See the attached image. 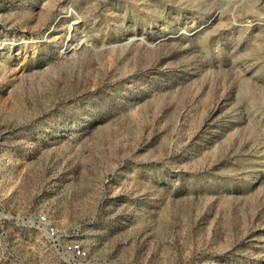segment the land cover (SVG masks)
Instances as JSON below:
<instances>
[{"label": "rangeland", "instance_id": "obj_1", "mask_svg": "<svg viewBox=\"0 0 264 264\" xmlns=\"http://www.w3.org/2000/svg\"><path fill=\"white\" fill-rule=\"evenodd\" d=\"M69 240L264 264V0H0V264Z\"/></svg>", "mask_w": 264, "mask_h": 264}, {"label": "built area", "instance_id": "obj_2", "mask_svg": "<svg viewBox=\"0 0 264 264\" xmlns=\"http://www.w3.org/2000/svg\"><path fill=\"white\" fill-rule=\"evenodd\" d=\"M37 222L39 225H45L47 220L45 216H39L37 218ZM45 233L48 238L55 240V241H57L58 238L60 237L58 231L51 225L45 226ZM62 251L70 263H73V264H86L87 263L88 252L83 248V245L76 240L65 241L62 246Z\"/></svg>", "mask_w": 264, "mask_h": 264}, {"label": "bare ground", "instance_id": "obj_3", "mask_svg": "<svg viewBox=\"0 0 264 264\" xmlns=\"http://www.w3.org/2000/svg\"><path fill=\"white\" fill-rule=\"evenodd\" d=\"M251 2V1H250ZM252 5V4H251ZM256 8V7H255ZM255 8H253V9H255ZM260 36V35H259Z\"/></svg>", "mask_w": 264, "mask_h": 264}]
</instances>
